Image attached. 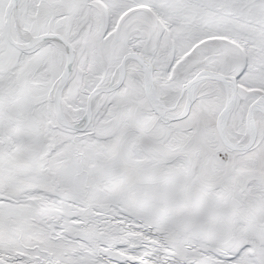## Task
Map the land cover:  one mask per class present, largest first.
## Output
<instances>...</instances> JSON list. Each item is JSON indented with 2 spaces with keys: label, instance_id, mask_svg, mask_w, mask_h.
<instances>
[{
  "label": "snow or ice",
  "instance_id": "snow-or-ice-1",
  "mask_svg": "<svg viewBox=\"0 0 264 264\" xmlns=\"http://www.w3.org/2000/svg\"><path fill=\"white\" fill-rule=\"evenodd\" d=\"M0 264H264V0H0Z\"/></svg>",
  "mask_w": 264,
  "mask_h": 264
}]
</instances>
